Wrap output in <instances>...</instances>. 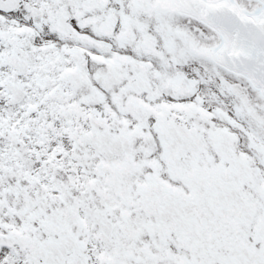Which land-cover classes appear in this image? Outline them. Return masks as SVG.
<instances>
[{
    "label": "snow or ice",
    "instance_id": "obj_1",
    "mask_svg": "<svg viewBox=\"0 0 264 264\" xmlns=\"http://www.w3.org/2000/svg\"><path fill=\"white\" fill-rule=\"evenodd\" d=\"M0 264H264V0H0Z\"/></svg>",
    "mask_w": 264,
    "mask_h": 264
}]
</instances>
